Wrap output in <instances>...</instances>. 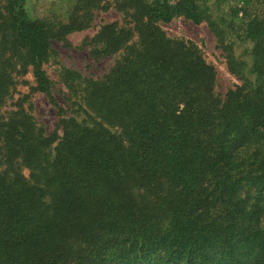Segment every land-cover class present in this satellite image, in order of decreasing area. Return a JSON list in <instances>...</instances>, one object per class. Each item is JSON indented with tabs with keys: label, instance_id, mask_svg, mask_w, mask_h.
I'll return each instance as SVG.
<instances>
[{
	"label": "trees",
	"instance_id": "1",
	"mask_svg": "<svg viewBox=\"0 0 264 264\" xmlns=\"http://www.w3.org/2000/svg\"><path fill=\"white\" fill-rule=\"evenodd\" d=\"M1 1L0 108L21 73L54 102L52 43L96 11L121 21L90 41L120 58L80 92L83 120L60 137L0 123V264H264V0L253 18L230 0H75L67 23ZM175 18L208 26L239 85L217 94L214 68L162 30Z\"/></svg>",
	"mask_w": 264,
	"mask_h": 264
},
{
	"label": "rangeland",
	"instance_id": "2",
	"mask_svg": "<svg viewBox=\"0 0 264 264\" xmlns=\"http://www.w3.org/2000/svg\"><path fill=\"white\" fill-rule=\"evenodd\" d=\"M75 0H26L25 8L32 19L48 18L54 22L67 23L69 11L73 8ZM243 4L248 5V16L251 18L261 11L257 0H230L225 7L238 9ZM233 5V6H232ZM3 3L0 0V11ZM231 14L230 12H228ZM94 19L88 29L73 32L64 40L54 41L51 45L50 59L45 64L51 81V94L54 102L43 92L36 89L32 73L20 74L15 78V86L10 90L8 98L0 108V123L3 120H19L21 117L29 118L42 134H62V120L74 117L78 121L85 118L84 113L78 109L81 105L80 92L90 79H103L113 68L120 55L111 57L92 58L89 50L93 48L91 39L99 28L107 23L120 22L119 12H94ZM233 20L239 22L245 15L234 14ZM240 23V22H239ZM169 39L179 40L194 46L203 60L216 71L215 90L220 97L240 82L228 71L223 52L217 40L206 24H194L183 18H175L172 22L160 25ZM241 43V42H240ZM239 44V43H238ZM236 46L237 56L246 55V50L252 47L250 42H243ZM76 92V93H75ZM79 102V103H78ZM112 131L118 132L115 128ZM54 147L50 152L54 156ZM4 145L0 135V173L6 170L3 164ZM23 175L29 179L31 171L22 169Z\"/></svg>",
	"mask_w": 264,
	"mask_h": 264
}]
</instances>
